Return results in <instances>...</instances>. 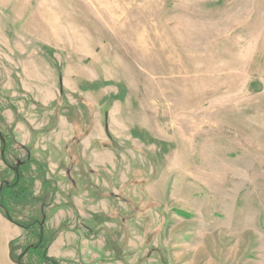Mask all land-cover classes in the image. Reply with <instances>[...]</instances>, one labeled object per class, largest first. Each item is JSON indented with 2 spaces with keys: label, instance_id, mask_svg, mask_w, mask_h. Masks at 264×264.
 <instances>
[{
  "label": "rangeland",
  "instance_id": "374dc122",
  "mask_svg": "<svg viewBox=\"0 0 264 264\" xmlns=\"http://www.w3.org/2000/svg\"><path fill=\"white\" fill-rule=\"evenodd\" d=\"M0 132V264H264V0H0Z\"/></svg>",
  "mask_w": 264,
  "mask_h": 264
},
{
  "label": "trees",
  "instance_id": "16d2710c",
  "mask_svg": "<svg viewBox=\"0 0 264 264\" xmlns=\"http://www.w3.org/2000/svg\"><path fill=\"white\" fill-rule=\"evenodd\" d=\"M22 165V162L19 163L18 165V172H19V167ZM17 178V177H16ZM18 179V178H17ZM2 190L0 189V208L4 211L5 215L8 217V219H10L12 222L26 228V229H31V227L33 226L31 223L25 224V223H21L19 221H17L12 215L11 212L7 206L6 203H4L2 201V196H1ZM34 224H38L39 230L38 233L36 234L38 237L37 243L34 245H31V251H35L37 252V258L40 262L44 263V264H56V261H54L50 256H48L47 253V245H44L43 243L45 242L44 240V236H45V230H44V219L42 218L41 220H35V222H33ZM28 251V250H27ZM24 252V254H22L21 258L19 259L21 264H33V263H25L23 262L22 258L25 256V254L27 253ZM18 260V258H17ZM52 261L54 263H52Z\"/></svg>",
  "mask_w": 264,
  "mask_h": 264
},
{
  "label": "crops",
  "instance_id": "0c3cea01",
  "mask_svg": "<svg viewBox=\"0 0 264 264\" xmlns=\"http://www.w3.org/2000/svg\"><path fill=\"white\" fill-rule=\"evenodd\" d=\"M0 216H2L0 214ZM4 219V217H2ZM9 221H11L10 219H8ZM6 218L4 219L5 223L8 224L9 221H8ZM12 222V221H11ZM13 240V236L9 235V234H6L5 233V238H4V252H0L1 253V257L4 256L6 258V262H10L11 260V257H10V243L11 241ZM16 264V263H15Z\"/></svg>",
  "mask_w": 264,
  "mask_h": 264
},
{
  "label": "water",
  "instance_id": "95a60500",
  "mask_svg": "<svg viewBox=\"0 0 264 264\" xmlns=\"http://www.w3.org/2000/svg\"><path fill=\"white\" fill-rule=\"evenodd\" d=\"M0 137H1L2 142L4 143L5 140H4V137L2 136L1 132H0ZM19 163H20V162H18L17 166L14 168L17 174H18V165H19ZM0 188H1V187H0Z\"/></svg>",
  "mask_w": 264,
  "mask_h": 264
},
{
  "label": "flooded vegetation",
  "instance_id": "af4514ba",
  "mask_svg": "<svg viewBox=\"0 0 264 264\" xmlns=\"http://www.w3.org/2000/svg\"><path fill=\"white\" fill-rule=\"evenodd\" d=\"M15 168V167H14Z\"/></svg>",
  "mask_w": 264,
  "mask_h": 264
}]
</instances>
